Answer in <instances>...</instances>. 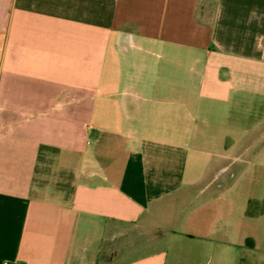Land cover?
Returning a JSON list of instances; mask_svg holds the SVG:
<instances>
[{"label":"crops","instance_id":"obj_1","mask_svg":"<svg viewBox=\"0 0 264 264\" xmlns=\"http://www.w3.org/2000/svg\"><path fill=\"white\" fill-rule=\"evenodd\" d=\"M252 223L264 0H0V264H226Z\"/></svg>","mask_w":264,"mask_h":264},{"label":"rangeland","instance_id":"obj_2","mask_svg":"<svg viewBox=\"0 0 264 264\" xmlns=\"http://www.w3.org/2000/svg\"><path fill=\"white\" fill-rule=\"evenodd\" d=\"M247 233L250 238L246 245L243 246V249L236 248L230 262L226 264H264V224H250ZM208 261L209 258L201 256V264H220L219 260L213 258Z\"/></svg>","mask_w":264,"mask_h":264},{"label":"built area","instance_id":"obj_3","mask_svg":"<svg viewBox=\"0 0 264 264\" xmlns=\"http://www.w3.org/2000/svg\"><path fill=\"white\" fill-rule=\"evenodd\" d=\"M3 264H11L9 261H4Z\"/></svg>","mask_w":264,"mask_h":264}]
</instances>
